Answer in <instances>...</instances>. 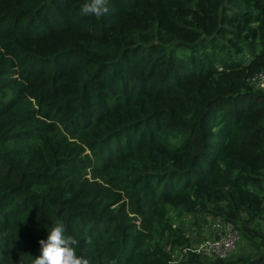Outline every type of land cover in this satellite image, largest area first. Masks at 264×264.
Returning a JSON list of instances; mask_svg holds the SVG:
<instances>
[{
    "label": "trees",
    "instance_id": "16d2710c",
    "mask_svg": "<svg viewBox=\"0 0 264 264\" xmlns=\"http://www.w3.org/2000/svg\"><path fill=\"white\" fill-rule=\"evenodd\" d=\"M85 2L0 0V264L54 219L88 264H175L186 215L255 253L176 264H264V0Z\"/></svg>",
    "mask_w": 264,
    "mask_h": 264
},
{
    "label": "clouds",
    "instance_id": "9594fccd",
    "mask_svg": "<svg viewBox=\"0 0 264 264\" xmlns=\"http://www.w3.org/2000/svg\"><path fill=\"white\" fill-rule=\"evenodd\" d=\"M107 0H87L81 7L84 16H103L108 12ZM53 227L47 240H39V256L33 264H88V261L76 253L77 239L65 236V225L62 220L54 219Z\"/></svg>",
    "mask_w": 264,
    "mask_h": 264
},
{
    "label": "rangeland",
    "instance_id": "374dc122",
    "mask_svg": "<svg viewBox=\"0 0 264 264\" xmlns=\"http://www.w3.org/2000/svg\"><path fill=\"white\" fill-rule=\"evenodd\" d=\"M113 210H115L114 207ZM217 218H208L207 220L205 219V220H201V222L199 221L195 223L196 217L186 215L183 218H179V219L175 217L174 223L178 226L183 227V229L190 235V237L192 238V245L194 246V248H198L199 251L208 253L210 252L208 242L213 237L211 224L212 221ZM253 229L254 230L264 229V224H262L261 226H253ZM236 232H237L236 235L237 240L235 243V247L229 252L228 257L225 258L224 260L229 259L231 257H238V258L247 257L255 253L253 252V245H252L253 237L251 233L243 235L239 233V228H237V226H236ZM248 236L250 237V239H247ZM181 252H182L181 250H178L175 253V261H176L175 264L181 262V254H182ZM204 259H206L204 260L205 262L211 260H217L214 258L211 259L204 258Z\"/></svg>",
    "mask_w": 264,
    "mask_h": 264
},
{
    "label": "built area",
    "instance_id": "2783aa9c",
    "mask_svg": "<svg viewBox=\"0 0 264 264\" xmlns=\"http://www.w3.org/2000/svg\"><path fill=\"white\" fill-rule=\"evenodd\" d=\"M253 82V84L256 85L258 89L264 91V73L258 75ZM211 228L213 237L208 242L210 252L207 253L199 251L198 248H194V246L191 245V247L183 249L181 253L186 254L188 251H192L200 254L202 258H227L229 252L235 247L237 240L236 225L218 217L212 221Z\"/></svg>",
    "mask_w": 264,
    "mask_h": 264
}]
</instances>
